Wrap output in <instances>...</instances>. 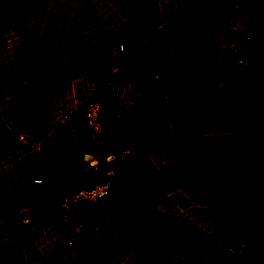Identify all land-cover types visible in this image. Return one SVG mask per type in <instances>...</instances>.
<instances>
[{
	"label": "trees",
	"instance_id": "trees-1",
	"mask_svg": "<svg viewBox=\"0 0 264 264\" xmlns=\"http://www.w3.org/2000/svg\"><path fill=\"white\" fill-rule=\"evenodd\" d=\"M97 9L103 15H95ZM192 9L218 23L232 7L231 0H184L176 10L170 0H0V115L15 133L29 127L34 136L46 125L54 132L30 168L15 159L0 169V264L21 263L20 253L3 238L17 234L22 241L31 240L42 228L61 246L43 264H117L119 237L134 241L139 264H264L259 116L264 112V9H256L246 21L258 29L261 55L221 49L214 64L199 56L205 49L202 35L191 49L188 36L194 24L183 20ZM8 28L19 37L11 56ZM126 41L139 42L141 48L95 60L96 53ZM241 56L254 74L247 89L251 127L241 154L226 163L210 160L188 169L174 138L206 113L225 76L232 82L245 77ZM128 79L140 88L139 101L130 107L119 103ZM190 80L196 83L192 87ZM69 86L71 107H64L61 122L51 120L53 109L44 104ZM93 99L100 102L103 124L96 135L98 147L108 140L124 159L110 163L105 195L64 209V195L106 177L102 158L94 171L81 161L82 152L92 148L82 125L84 106ZM30 143L27 139L26 149ZM60 145L64 151L56 154ZM8 148L7 141L0 143V159ZM256 153L261 161L247 157ZM177 166L176 174H167ZM43 173L54 179L53 189ZM30 203L34 211L21 224L14 208Z\"/></svg>",
	"mask_w": 264,
	"mask_h": 264
},
{
	"label": "rangeland",
	"instance_id": "rangeland-1",
	"mask_svg": "<svg viewBox=\"0 0 264 264\" xmlns=\"http://www.w3.org/2000/svg\"><path fill=\"white\" fill-rule=\"evenodd\" d=\"M170 1L175 10L179 9L184 3V0ZM74 3L76 1L69 6ZM231 7L232 10L227 17L218 23H213L210 20V16L200 9H192L188 19L183 20L185 24L191 22L194 24V30L188 36L192 51L194 50L193 44L195 43L194 40L196 41V36L202 35L205 49L199 56L212 64L217 60L215 55L219 54L221 49H236L244 52V54L248 51L255 56H259L262 53V50L257 45L258 29L255 26L252 27V25L248 26L246 21L248 18H253V12L256 9H264V0H231ZM105 12H108V9L104 10ZM95 15L101 16L103 13L97 9L95 10ZM15 27H19V25ZM5 35L7 54L11 56L19 37L12 28H8ZM179 44L180 40L172 45V48H177ZM140 48L139 42L131 43L126 41L96 53L95 60L103 61L117 51L131 53ZM192 51H187L183 54V57L192 53ZM243 57L241 56V60ZM239 63L246 64L245 77L239 82H232L225 76L222 79L223 84L215 91L206 113L174 138V143L185 158L188 169H199L210 160L226 163L241 154V144L251 127L252 105L247 95V89L254 80V74L252 70H248L249 62H245L243 59ZM195 84L194 80H190L188 87H192ZM139 98L140 88L128 79L122 85L119 103H124L130 107L134 106L139 101ZM73 101L72 86H69L61 96L48 101L44 104V107L53 109L51 115L53 114L54 117L52 115V118L50 117L51 120L54 118L61 121V119H64V107L72 105ZM259 116L263 121L261 141L264 144V112L260 113ZM27 128L29 129V127H24L19 129L18 133H15V131L10 130L8 121L0 115V143L7 141L9 145L7 155L0 159V169L11 166L15 159L22 160L30 168L34 160L45 153L48 137L54 136V132H51V126H43L41 130L35 132L36 135L34 136L29 135L32 130L29 131L30 129L28 130ZM20 135H25L26 139L34 142V147L26 149V143L22 142ZM13 141L15 144L12 143ZM58 141L60 142V140ZM21 147L24 148L22 149ZM56 151V154H61L64 151L63 146H58ZM138 153L146 164L157 168L156 163L152 162L141 152ZM247 157H257L259 161L262 160L260 153ZM178 169H180L179 166L168 171L167 174H176ZM42 177L48 181V188L53 189L54 179L48 177L47 173H43ZM14 181L18 183L20 180L15 179ZM34 208V203L14 208L21 224L28 223L29 216L34 211ZM2 241L17 249L21 255L20 264H43L44 261L52 258L55 253L60 252L61 247L57 238L43 230V228L31 240L22 241L17 234H12L3 238ZM117 245L122 250L117 264H139V248L131 238L119 237Z\"/></svg>",
	"mask_w": 264,
	"mask_h": 264
},
{
	"label": "built area",
	"instance_id": "built-area-1",
	"mask_svg": "<svg viewBox=\"0 0 264 264\" xmlns=\"http://www.w3.org/2000/svg\"><path fill=\"white\" fill-rule=\"evenodd\" d=\"M71 105H67V109ZM100 102L98 99L90 100L86 103L83 109V125L82 128L87 132L92 145L91 149H86L81 154V161L86 165L89 170H96L99 166V160L102 158L107 163L106 177L100 183H96L89 187H81L75 191L69 192L62 198L60 206L64 209L68 208L70 203L75 201H85L90 203L95 201L99 197L105 195L108 191L109 179L112 174V167L110 163L114 160L117 163H122L124 156H116L112 144L108 140L101 142L98 147V139L96 135L103 131V124L100 121ZM65 117V113H64ZM62 121V119H61ZM60 121V122H61ZM22 142L27 143L25 135H20ZM30 147H34L33 143L29 144ZM38 181V179H35Z\"/></svg>",
	"mask_w": 264,
	"mask_h": 264
},
{
	"label": "crops",
	"instance_id": "crops-1",
	"mask_svg": "<svg viewBox=\"0 0 264 264\" xmlns=\"http://www.w3.org/2000/svg\"><path fill=\"white\" fill-rule=\"evenodd\" d=\"M63 94V93H62Z\"/></svg>",
	"mask_w": 264,
	"mask_h": 264
}]
</instances>
